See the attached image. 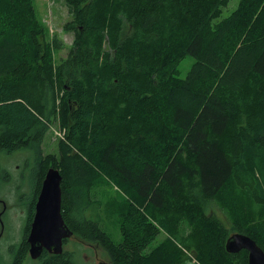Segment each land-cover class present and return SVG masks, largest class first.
I'll return each instance as SVG.
<instances>
[{
    "label": "trees",
    "instance_id": "trees-1",
    "mask_svg": "<svg viewBox=\"0 0 264 264\" xmlns=\"http://www.w3.org/2000/svg\"><path fill=\"white\" fill-rule=\"evenodd\" d=\"M230 1L64 0L74 42L57 61L64 42L49 38L35 1L0 0V156L29 152L36 163L10 264L30 258L51 167L74 237L111 264H249L246 250H226L235 233L264 250V0L221 18ZM54 125L64 138L45 156ZM10 180L0 165V187ZM106 185L118 192L102 199ZM41 259L77 264L71 253Z\"/></svg>",
    "mask_w": 264,
    "mask_h": 264
},
{
    "label": "rangeland",
    "instance_id": "rangeland-1",
    "mask_svg": "<svg viewBox=\"0 0 264 264\" xmlns=\"http://www.w3.org/2000/svg\"><path fill=\"white\" fill-rule=\"evenodd\" d=\"M37 15L48 30L49 38H59L64 42V49L57 52L55 58L59 61L65 58L74 42L72 33H67L64 27L72 18L64 0H34ZM240 0H231L229 5L223 9L221 18H226L238 7ZM128 26L126 27V33ZM195 59L187 56L179 66V77L184 79L192 68ZM64 138V132L54 125L46 135L43 143V155L57 154L58 141ZM29 152H19L11 156L1 155L0 165L8 171L11 180L0 187V257L8 264L12 261L10 251L13 245L19 244L24 237V229L29 214L34 194L35 161L30 159ZM28 167L25 169L24 165ZM118 188L113 185H106L101 194L104 199L115 195ZM99 196V195H98ZM104 228L115 241H120L121 233L115 221L103 219ZM161 236L153 243L157 244ZM75 254L77 264H100L109 262L107 253L98 245L87 243L77 237H72L66 246ZM24 264H41L40 260L27 259Z\"/></svg>",
    "mask_w": 264,
    "mask_h": 264
},
{
    "label": "water",
    "instance_id": "water-1",
    "mask_svg": "<svg viewBox=\"0 0 264 264\" xmlns=\"http://www.w3.org/2000/svg\"><path fill=\"white\" fill-rule=\"evenodd\" d=\"M62 196V175L60 170L51 167L42 183L27 237L30 245L29 255L33 260L40 259L44 251L55 255L62 254L64 240L74 235L62 215ZM226 250L231 254L246 250L249 264H264V250L245 234L231 235L226 242Z\"/></svg>",
    "mask_w": 264,
    "mask_h": 264
},
{
    "label": "flooded vegetation",
    "instance_id": "flooded-vegetation-1",
    "mask_svg": "<svg viewBox=\"0 0 264 264\" xmlns=\"http://www.w3.org/2000/svg\"><path fill=\"white\" fill-rule=\"evenodd\" d=\"M24 167H25V169H27V167H28V165H27V163L24 165ZM40 193V192H39ZM39 196V195H38ZM37 200H38V197H37ZM37 200H36V202H37ZM62 202H63V196H62ZM36 205V204H35ZM35 207V206H34ZM30 209H31V207L29 208V212H30ZM32 209H33V206H32ZM34 214H35V211H34ZM63 215V214H62ZM34 218V217H33ZM64 218V217H63ZM32 223V222H31ZM66 223V222H65ZM67 225V224H66ZM68 226V228L70 229V226L69 225H67ZM72 237H74V235L72 236ZM71 237V238H72ZM71 238H68V239H65L64 240V243H63V253L62 254H64V253H66L67 255H69V257H70V253L71 254H73V252H71L70 250H66V246L68 245V243L70 242V239ZM45 252V251H44ZM47 252V251H46ZM48 254H53V253H49V252H47ZM62 254H60V255H62ZM53 255H55V254H53ZM43 256V255H42ZM42 258V257H41ZM38 259V260H40V262H41V264H42V262H43V260L42 259ZM101 264V263H100Z\"/></svg>",
    "mask_w": 264,
    "mask_h": 264
}]
</instances>
